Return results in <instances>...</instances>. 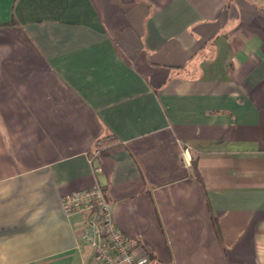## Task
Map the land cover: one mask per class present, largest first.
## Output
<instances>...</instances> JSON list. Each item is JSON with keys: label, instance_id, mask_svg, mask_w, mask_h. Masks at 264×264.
<instances>
[{"label": "crops", "instance_id": "crops-1", "mask_svg": "<svg viewBox=\"0 0 264 264\" xmlns=\"http://www.w3.org/2000/svg\"><path fill=\"white\" fill-rule=\"evenodd\" d=\"M96 182L158 264H264V0H0V264H90Z\"/></svg>", "mask_w": 264, "mask_h": 264}, {"label": "built area", "instance_id": "built-area-1", "mask_svg": "<svg viewBox=\"0 0 264 264\" xmlns=\"http://www.w3.org/2000/svg\"><path fill=\"white\" fill-rule=\"evenodd\" d=\"M101 169L100 165L95 166L96 171ZM62 204L66 213H81L86 218L84 238L93 247L90 264H158L146 249L136 250L137 242L118 227L100 182L70 192Z\"/></svg>", "mask_w": 264, "mask_h": 264}, {"label": "trees", "instance_id": "trees-1", "mask_svg": "<svg viewBox=\"0 0 264 264\" xmlns=\"http://www.w3.org/2000/svg\"><path fill=\"white\" fill-rule=\"evenodd\" d=\"M13 22H15L14 19L9 21L8 23H13ZM115 138L116 137H114L112 134H108L106 136L100 137L97 139L95 146L97 148H101V147L106 146V145H112L116 141Z\"/></svg>", "mask_w": 264, "mask_h": 264}]
</instances>
